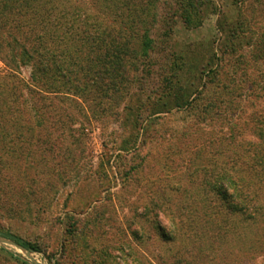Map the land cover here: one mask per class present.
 I'll return each mask as SVG.
<instances>
[{"label": "rangeland", "instance_id": "1", "mask_svg": "<svg viewBox=\"0 0 264 264\" xmlns=\"http://www.w3.org/2000/svg\"><path fill=\"white\" fill-rule=\"evenodd\" d=\"M94 2L103 26L125 21L115 14L125 0H113V12L110 0ZM130 5L139 19L135 37L145 21L154 41L146 94L178 57L186 64L179 100L165 99L169 112L134 131L143 144L132 154L119 152L132 132L122 116L95 120L75 108L67 120L72 162L17 161L3 146L0 264H264V97L227 94L251 76L264 87V0ZM129 48L138 53L140 43L133 39ZM7 60L0 49V76L9 73ZM20 74L27 79L29 67ZM81 127L88 137L78 149L72 136ZM0 139L10 138L0 132ZM224 173L251 182L245 192L254 218L233 211L245 192L234 201L231 188L226 197L215 188Z\"/></svg>", "mask_w": 264, "mask_h": 264}, {"label": "trees", "instance_id": "2", "mask_svg": "<svg viewBox=\"0 0 264 264\" xmlns=\"http://www.w3.org/2000/svg\"><path fill=\"white\" fill-rule=\"evenodd\" d=\"M94 1L0 0V49L10 59L4 61L9 73L0 76V132L10 138L8 141L0 139V162L4 161L1 149L7 145L10 146L8 151L18 155L17 161L38 163L40 158L42 163L72 162L74 151L70 148L68 132L71 128L67 125V120L73 119L70 108L84 117L92 114L95 120L108 112L116 118L122 116L132 132L121 142L119 152L132 154L143 144L138 142L134 131L147 129L157 115L169 112L163 111L167 106L165 99L175 96L179 100L181 77L186 67L180 60L183 58L176 57L168 74H157V90L147 95L145 87L152 73L150 51L154 50L150 29L141 20L142 27L138 30H142V34L135 37L134 28L139 19L133 18L131 0H125L116 9L119 18H126L120 26L110 18L103 26ZM110 6L107 9L113 12L115 2ZM133 39L140 43L138 53L130 51ZM28 67L30 76L21 77V70ZM214 73L218 75L219 71L213 70ZM244 83L246 86L238 88L236 85L227 94L238 90L240 99L244 92L249 93L251 99L264 97L263 83L254 81L252 76ZM135 99L138 100L136 107ZM193 101H187L186 106H192ZM149 111L143 119V114ZM79 132H82L80 137L72 136L73 145L82 149L88 135L83 127ZM260 134L264 137L263 129ZM227 174L217 177L214 183L224 197L228 187L233 200L250 189L248 183L251 182L245 184L238 176ZM244 195L239 208L235 203L232 208L252 219L256 213L248 215L253 205L251 195L249 192ZM15 241L26 250L39 252L28 242Z\"/></svg>", "mask_w": 264, "mask_h": 264}, {"label": "water", "instance_id": "3", "mask_svg": "<svg viewBox=\"0 0 264 264\" xmlns=\"http://www.w3.org/2000/svg\"><path fill=\"white\" fill-rule=\"evenodd\" d=\"M0 241H3L2 239H0ZM22 249H24L23 247H22ZM25 250V249H24Z\"/></svg>", "mask_w": 264, "mask_h": 264}]
</instances>
